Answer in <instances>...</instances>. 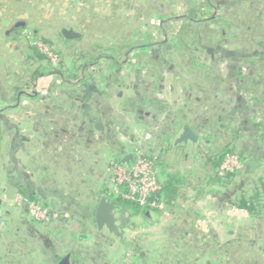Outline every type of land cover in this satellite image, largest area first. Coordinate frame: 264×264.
<instances>
[{
	"label": "crops",
	"instance_id": "crops-1",
	"mask_svg": "<svg viewBox=\"0 0 264 264\" xmlns=\"http://www.w3.org/2000/svg\"><path fill=\"white\" fill-rule=\"evenodd\" d=\"M98 1L0 0V264H105V252L104 255L93 253L92 245H97L98 241L103 245L115 242L116 250L108 252L112 256L111 264H121L122 258L128 253L134 256L132 251L136 245H130V250L127 251L124 245H119L105 233L98 232L95 222L99 200L108 188L109 160L122 161L131 154L133 148L109 134V129L116 125L113 122L115 113L119 110L111 112L98 109L96 102L97 107L92 103L94 97L99 99L102 95L100 90L92 86L99 77L87 82V86L76 89L57 88L58 76L52 74L37 78L31 88L20 83L21 77L31 76L30 72L38 66L35 60H30L33 54L26 32L32 26L27 21L35 20V27L39 22L42 25L44 20L49 22L47 31L53 35L66 69L73 66L77 50L91 48L95 43L93 38L98 34L103 39L110 31L117 34L125 31L114 27L113 21L106 22V18L103 19L102 16L110 14L105 12L118 5V1L140 2L100 0L102 5H98ZM19 21H25L26 27L8 34L11 26ZM112 26L113 30H109ZM64 28L74 29L82 37L79 40H66L61 35ZM90 28H95L92 31L93 38L85 41V36L80 31L87 32ZM38 30L41 29L36 28L33 34L39 35ZM108 41L110 42L109 39ZM120 77L126 82L132 78L134 80L135 75L123 73ZM156 81L154 78L150 79L154 87L162 86V90L166 91L165 82ZM72 84L75 85L76 81ZM17 88H23L20 94L15 92ZM180 91H184L183 88ZM158 93L161 94L160 91ZM183 105H180L178 111H184ZM171 110L169 108L168 111ZM98 124L100 129H97ZM155 136V141L161 139ZM162 142L165 145L163 138ZM199 145L200 142L198 147ZM251 148L255 149L252 143ZM185 149L188 147L173 148L171 155L178 160L179 152L183 151V155ZM154 150L159 155H165L158 147ZM163 150L164 148L161 149ZM169 155L170 153L165 167ZM167 170L170 173L178 172L172 171L169 166ZM165 180L166 174L163 175L162 183ZM6 184L16 188L20 196L23 194L29 200L41 201L58 212L60 218L48 224L33 221L27 204L17 207L8 204L3 198ZM209 185L213 189L214 199L207 201L208 205L213 210L219 208L218 211H229L226 205L218 202L217 195L221 189ZM205 188L207 186L199 181L190 180L182 190L177 207L167 212L168 215L163 213L167 217L163 219L170 223L175 220L179 224L190 225L196 218L195 209L203 207L197 198H202ZM239 212L245 217V222L251 219L247 211ZM61 214L66 216L61 218ZM228 214L230 212L226 213ZM143 232L140 238L147 240L150 234L147 230ZM186 234L188 237L187 232ZM213 235L222 240L219 233L214 232Z\"/></svg>",
	"mask_w": 264,
	"mask_h": 264
},
{
	"label": "rangeland",
	"instance_id": "rangeland-1",
	"mask_svg": "<svg viewBox=\"0 0 264 264\" xmlns=\"http://www.w3.org/2000/svg\"><path fill=\"white\" fill-rule=\"evenodd\" d=\"M101 2L102 1L99 0L98 5H100ZM117 3L118 5H115L113 8H108L110 10L109 12L104 11L110 15L102 17L103 19L106 18V22H115L113 25L114 27L119 29L122 28L125 31H120L118 34L110 33V31L105 35L107 38L104 36L105 38L103 37V39H101L102 35L99 34L93 38L92 31H94L95 28H90V31L87 30V32L80 31L85 36V41H90L93 38L94 44H102L106 48H113V50L117 52L119 49H122V52L125 51L124 47L126 46L132 47L126 56L120 57V62L126 64V62L132 60L131 63L133 66L127 67L123 65L121 75H123V73L132 75L137 74V68H140L142 65L136 62V56H141L143 62L145 57L158 56L157 54L159 53L165 58L170 57L173 60L176 59L175 62H177V64H172L170 66L171 71H164L163 82H165L166 91H164V89L160 94L161 99L173 110L169 113H164L166 111L164 110L163 113H159L156 116L147 115L143 117L142 115V118H138L137 114L132 112L131 105L127 103L132 99L135 100L137 97L135 95L137 86L131 79L125 82L124 87L118 84L111 85V83L105 79V76L99 77V80L96 79L97 83H92V86H94L96 90L102 92L99 99H96V97L93 98V105L96 106V102L98 105V107H96L98 109H107L111 112L119 110L118 113H115V120L113 122L116 125L113 129H109V134L117 141L123 142L126 146H132V151L134 147H141L146 154L158 157L160 155L156 153L154 149L158 147L159 151L162 152L161 149L164 148V143L162 142V138L155 141L154 135H156L155 137L160 136L161 132L162 134L164 132L165 124H172L174 115L176 111L179 110L178 108L180 105L182 106L184 104L185 110V114L179 113V116L182 115L179 117L180 119L182 118L184 120V115L188 116V120L192 122L193 125H200L201 128L205 127L207 123L210 122V118L213 116L212 114L216 112L220 104H224V99L221 100L217 94H225L226 92H224L225 89L223 90L221 88V83L216 87L217 82L204 87L203 85L201 87L200 83H198V85L196 84L189 89L188 92L184 90L187 83L194 80L193 78L196 73H194L189 64L195 57L200 58L199 64L204 63V65L210 68L212 66V68L217 70L219 76L225 79L228 75L230 76V69L234 68L235 63H238V60L236 61L226 57L229 54L238 52L245 54L246 58L241 61L239 60L240 62L237 67H239L238 69L241 72L252 79L254 84H249L246 87L245 97L250 103V106L252 105L256 110H264V59L262 58V55H264V0H140L138 4L132 3V1H118ZM108 4H110V2ZM191 5H196L199 14L197 20L202 22L200 35H202L203 43L205 44V51L202 53L197 52L191 45L189 48H182L178 36L179 33H177L180 24L177 25L176 22L183 21L187 17V12L190 10ZM49 9H52V7H49ZM49 11L51 10H48V12ZM50 19L51 18H47V20ZM27 22L30 23L32 27L26 32V35L29 37V33L33 32L36 28L41 29L38 30L40 31L39 35L43 39L51 42L54 48L51 46L48 47L53 52L59 53L61 61L60 52L55 45L53 35L47 31L49 22L47 23V21L44 20L42 25H40L39 22L37 27L33 26L35 20L32 19V21L29 20ZM102 22L105 21L103 20ZM168 25L171 27L169 28ZM90 26L91 24H89V27ZM113 26L112 29L109 30H113ZM192 28L193 31H196L198 27L193 26ZM97 41H101V43ZM164 43H167V46H163ZM145 44L152 46L156 45V47L158 45V48H151L147 51L136 53V45L144 46ZM208 50L211 51V54L207 52ZM144 52H147V56H144ZM51 66L53 68L58 67V65L54 66L53 64ZM141 72L142 77L148 74L147 69L141 70ZM191 72L194 74L188 76L187 74ZM198 72L201 74L203 73L201 70H198ZM232 82L233 79H231V83ZM150 87V83L146 81L139 87V91H144V93L149 92L151 95L155 92L151 91ZM182 88L184 91L181 92L180 90H182ZM253 88H255V92H253ZM229 90L230 89L227 88V91ZM230 92V96H232L234 92ZM253 99L260 101L261 104H252L250 101L252 100L253 102ZM221 111H223V109ZM225 111H227V109H225ZM218 112H220V110ZM140 120L143 122L141 123ZM198 135L200 139L203 137L200 132ZM153 142L156 146H152L154 145ZM201 144L206 148L209 147V150L213 151L220 146L221 141L216 140L212 143H208L201 139L200 145ZM200 148L198 146L193 148L189 145L188 149L184 151L185 155L181 154L183 151L179 152L178 161L174 159V156L170 153L167 160L166 172H168L167 168L169 166L172 171L177 170L184 175L187 173L191 181H199L201 183L204 172L201 165L203 154ZM199 153L202 155H199ZM112 160L114 159L109 160V163ZM108 172L109 178L107 180V187L110 189L113 173L109 171V168ZM163 175L164 172L162 168L158 167V177L161 181H163ZM202 184L205 185V182ZM208 186L210 185H207V188L203 189L204 193L202 195L200 194L202 198H200V196L197 198L198 202L202 203L203 207L202 209L201 207L195 209L194 215L196 218L190 225H188V223L179 224L175 220L170 223L163 219L164 215L162 211L161 214L148 210L140 216L127 218L118 210L117 214L122 216L120 228L127 235L126 242L131 245L142 244L146 256L153 261L161 260V256L167 254V251H169L170 254L176 252L177 260L172 262L170 259V264H176L181 254L184 252V249L181 248L187 243V249L190 251L187 255L181 257V261H187L186 264H206L207 261L210 260L208 253L205 251L206 254H204V256H201V253L196 254V248H200L199 246H201L202 243L199 238L203 235L211 238L214 232L219 233L222 240L218 239V246L223 248L222 251L225 252V250H227L226 247L230 243L239 244L240 236L252 235V230H254V232L259 230L260 225H257L251 219L245 222V217H243L238 209H230L229 211L221 209L218 211L219 208L216 207L217 210H213L214 208H211L207 203V201L214 199L212 195L213 189ZM206 197H208V200ZM227 212H230V214L226 215ZM164 218L167 217L165 216ZM179 228H182L183 232H181ZM149 229H154L156 231L150 230L149 233ZM143 230H147L148 234H150L148 235L150 236L148 238L149 240L140 238L144 233ZM186 232L188 233V240L182 237V235L187 236ZM225 236H229L232 239H228ZM140 239L143 240V243H139ZM246 244L248 245L247 242H242L241 246L244 247ZM254 244H256L255 248L258 257L247 261L236 250L235 253H231V257L233 258V261H231L232 264H264V241L260 240L254 242ZM107 245H103L99 241L97 245L94 243V245H92L93 253L104 255L105 252L107 256L103 259V263L111 264L113 260L111 254L108 252L111 253L113 249L116 250L117 246L115 242L108 243ZM236 248L239 249L240 247ZM193 251H195V253H192ZM125 257L122 258V264L126 261ZM134 258L133 255L129 258L131 263ZM221 261L224 260L221 259Z\"/></svg>",
	"mask_w": 264,
	"mask_h": 264
},
{
	"label": "trees",
	"instance_id": "trees-1",
	"mask_svg": "<svg viewBox=\"0 0 264 264\" xmlns=\"http://www.w3.org/2000/svg\"><path fill=\"white\" fill-rule=\"evenodd\" d=\"M198 15L199 14L196 5H191L190 10L187 12V17L183 21L181 20V23L176 22L177 25L180 24V26L178 27L179 32L177 31V33H179L178 36L180 38V45L182 46V48H189L191 45V47L193 46L197 52L202 53L205 51V44L203 43L202 35H200L202 22L197 20ZM193 26L198 27L196 31H193ZM168 27L170 28L171 26L168 25ZM38 39L41 40L45 45L54 48L50 41L43 39L38 34L34 35L33 32L29 33L28 42L31 45L30 50L33 54V58H31L30 60H35L38 63V66L30 72L31 76L21 77V80L19 79L20 83H22L21 85H26L27 88H31L37 78L52 74L58 76V83H56L57 88H83L87 86V82L101 76H105V79L109 83H111V85L118 84L122 87L125 86V81L121 80L120 77L122 73L121 71L123 69L122 67L123 65H126L127 67L131 66L132 60L126 62V64H122L120 62V57L126 56V54L132 47L126 46L124 47L125 51L122 52V49H119V51L117 52L113 50V48H106L102 44L97 43L89 49L77 50L76 54L74 55L75 61L71 68L65 69L62 59L58 64V67L53 68L47 56L42 54L40 50L33 44V42ZM154 46L146 44L144 46L136 45V53H139L140 51H147L151 48H158V45L157 47L156 45ZM163 46H167V43H164ZM207 52L211 54V51L208 50ZM56 54L59 55V53L57 52ZM143 54H145L144 56H147V52H144ZM157 55L158 56L145 57V60H143V62L141 60V56H136V62L142 65L140 68H137V74H135L134 80L133 78L131 79L137 86L135 90V95L137 97L135 100L132 99L127 103L131 105L132 112L134 114H137L138 118H142V115L143 117L147 115L156 116L159 113H163L164 110H166L164 113L170 112L168 111L169 107L161 99V96L158 93L159 91L160 93L163 91V87H154L151 84L150 79L154 78L155 80H157L156 83L163 81L164 71H171L170 66L172 64H177V62H175L176 59L173 60L170 57L165 58L162 54L158 53ZM226 58L234 59L236 61L238 60L239 63L241 60L246 58V55L238 52L235 54H229ZM262 58L264 59V55H262ZM199 60L200 58L195 57L190 62L189 65L192 67L191 69H193L194 73L196 74L194 75V80H191L189 83H187V86L184 87V90L188 92L189 89H191L196 84L198 85V83H200L201 87L202 85L204 87L216 82L217 87V85L221 83L223 86H221V88L223 90L225 89L224 92L226 93H218L217 96H219L221 100L224 99V104L219 105V107L216 109V112L212 114L213 116L212 118H210V122L207 123L205 127L201 128L200 125H193V123L188 120V116L185 115L184 120L182 118L180 119L179 117H181L182 115L179 116V113L185 114V110L176 112L174 118L172 115V124H165L164 132L163 134L161 132L159 136L163 138L165 142L164 150L162 151V153H164L165 155L152 157L157 158L158 167H161L164 174H166V180L162 184L160 190L150 198V202H155L158 205H163L166 212H170L177 207L182 195V190L188 185L190 181L187 173L184 175L179 171L171 173L166 172L165 167L167 155L173 150L172 141L178 135L184 125H192L191 128L193 129L194 127V132H197L196 134H199L200 132L203 135L201 139L207 141L208 143H212L216 140L221 141L220 146H218L213 151L209 150V147H207V149L202 144V146L199 145V148L201 147V153L203 154L202 155L201 153H199V155L201 154L203 156L201 165L204 172L203 180L201 183L205 182V187L209 184L219 187L221 189V192L217 195L218 202L223 206L226 205L228 209L234 208L247 211L250 215L251 220L254 221L257 225H260V228L255 232L254 230H252V235L240 236L239 244L237 245L230 243L226 247L227 250H225V252L222 251L223 248H220L218 246V239L215 235L212 234L211 238L203 235L201 238H199L200 242L202 243L201 246H199L200 248H196V254L201 253V256H204V254L208 253V255L210 256V260L207 261L206 264H232L231 261H233V258L231 257V253H235L237 250L238 253L245 258V260L250 261L255 257H258L256 253L257 250L255 248L256 244H254V242H258L260 240L262 241V239H264V110H256L252 107V105L250 106V103L245 97L246 87L249 84H254L252 79H250L245 73L241 72L238 69V63H235L234 68L230 69V76L228 75L227 78L225 77V79H223L219 76L216 69L212 68V66L211 68L207 67L206 65H204V63L199 64ZM144 69H147L148 74L147 76L142 77L141 70ZM198 70H201V72L203 73L201 74L200 72H198ZM192 72L187 75L189 76L190 74H192ZM231 79H233L232 83ZM74 81H76L75 85L72 84V82ZM146 81L150 83L151 91L155 93L150 95L149 92L144 93V91H139V87ZM227 88L230 90L227 91ZM154 89L161 90L154 91ZM253 89V92H255V88ZM22 90L23 88H17L15 89V92L20 94ZM230 91L234 92L232 96H230ZM250 102L252 104H261V102L257 101L256 99H253V102L252 100ZM222 109L223 111H221ZM225 109H227V111H225ZM217 110H220V112H218ZM140 122L142 123L143 121L140 120ZM251 143L253 147H255V149H250ZM228 155L240 156L241 160L244 162V168L236 173L220 176L219 170L223 162L225 161L226 156ZM114 160L117 162H121L120 159ZM248 160H257L262 165L258 168L252 169L247 164ZM103 195L108 196L110 200L118 207L120 213L127 218L140 216L148 210L162 214V212L158 209H152L148 207L142 208L137 202L126 200L120 196H111L109 194V188H106V190L103 192ZM21 196L25 201L24 204H28V202L38 201L34 199L29 200L23 194ZM65 216L66 214H61V218H64ZM52 222L53 221H50L48 223ZM179 229L181 232H183L182 228ZM182 237L186 238L185 240H188V237L186 235H182ZM241 241L245 243L247 242L248 245L246 244V247H242ZM141 242L143 243L142 239H140L139 243ZM184 245L185 246L181 248L184 249L181 257H184L190 251L187 249V243H185ZM236 247L240 248L237 249ZM143 248L144 246L142 244H137L135 246L134 250L132 251L135 257L132 261V264H170V259L172 262H175V260H177L176 252H172L170 254V252L167 251V254H163L161 256V260L159 259V261H153L146 256ZM129 249L127 251H129ZM192 253H195V251H193ZM181 257L178 259L176 264H186L187 261L182 260V262ZM221 259H223L224 261H221Z\"/></svg>",
	"mask_w": 264,
	"mask_h": 264
},
{
	"label": "built area",
	"instance_id": "built-area-1",
	"mask_svg": "<svg viewBox=\"0 0 264 264\" xmlns=\"http://www.w3.org/2000/svg\"><path fill=\"white\" fill-rule=\"evenodd\" d=\"M33 44L40 52L47 56L50 62L57 66L60 62L58 54L53 52L48 46L44 45L41 40H35ZM0 144H1V129H0ZM133 161L128 164H122L112 160L109 165V171L113 173L112 184L109 189V194L116 197H123L126 200L137 202L142 208H152L162 211L165 215L168 213L163 205H158L155 202H150V198L160 190L162 181L158 177L157 158L152 157L141 147H134L132 153ZM244 168V162L238 155H228L223 162L219 175L236 173ZM16 206L24 205L22 196L17 195ZM29 215L33 221L37 223H48L60 218L58 212L52 211L42 202H28ZM1 214V211H0ZM131 254H126L124 264H130L129 258ZM132 264V263H131Z\"/></svg>",
	"mask_w": 264,
	"mask_h": 264
},
{
	"label": "water",
	"instance_id": "water-1",
	"mask_svg": "<svg viewBox=\"0 0 264 264\" xmlns=\"http://www.w3.org/2000/svg\"><path fill=\"white\" fill-rule=\"evenodd\" d=\"M26 27L25 21L16 22L11 26L8 30V34L16 29H21ZM61 35L66 40H79L82 36L81 34L77 33L74 29H62ZM100 124L97 125V129H100ZM200 142L199 136L194 132L190 125L186 124L182 127L181 131L177 135L175 141L172 144L174 149L179 147L187 148L189 145L191 147L198 146ZM187 149H185L186 151ZM133 161V154L128 155L124 160L121 161L122 164H128ZM247 164L252 168H258L261 166L260 162L254 160H248ZM5 193L3 198L6 202L10 205L16 204V197L18 195V190L11 185L6 184L4 186ZM2 200L0 199V204ZM118 207L110 200V198L106 195L101 196L98 207L95 213V222L97 231L100 233H105L108 237L115 240L119 245H124L125 248H128L131 244L126 242L127 235L121 230L120 223L122 220V216L118 215ZM2 227V224H0Z\"/></svg>",
	"mask_w": 264,
	"mask_h": 264
}]
</instances>
